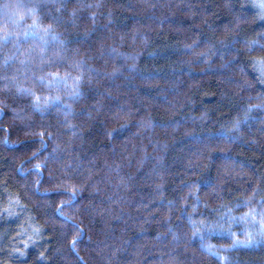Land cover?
<instances>
[{
  "label": "trees",
  "instance_id": "obj_1",
  "mask_svg": "<svg viewBox=\"0 0 264 264\" xmlns=\"http://www.w3.org/2000/svg\"><path fill=\"white\" fill-rule=\"evenodd\" d=\"M259 4L0 0V264H264Z\"/></svg>",
  "mask_w": 264,
  "mask_h": 264
},
{
  "label": "snow or ice",
  "instance_id": "obj_2",
  "mask_svg": "<svg viewBox=\"0 0 264 264\" xmlns=\"http://www.w3.org/2000/svg\"><path fill=\"white\" fill-rule=\"evenodd\" d=\"M4 7L5 8H9V7H17V8H19L20 5L19 4H17V5H7L6 4V5H4ZM258 7L261 9L262 12H264V0H262V2L258 5ZM27 35H28V33H25V36H27ZM5 39H7V37H5ZM260 64H261V67L264 68V59H262L260 61ZM194 235H195V233H194ZM248 242H251V241L249 240ZM234 243H239V241H235ZM74 244H75V241H73V245Z\"/></svg>",
  "mask_w": 264,
  "mask_h": 264
},
{
  "label": "rangeland",
  "instance_id": "obj_3",
  "mask_svg": "<svg viewBox=\"0 0 264 264\" xmlns=\"http://www.w3.org/2000/svg\"><path fill=\"white\" fill-rule=\"evenodd\" d=\"M256 1H257V2H260V3L262 2V0H259V1H258V0H256Z\"/></svg>",
  "mask_w": 264,
  "mask_h": 264
}]
</instances>
